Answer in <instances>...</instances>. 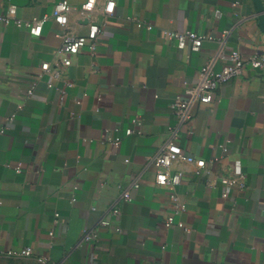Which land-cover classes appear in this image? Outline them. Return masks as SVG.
Returning a JSON list of instances; mask_svg holds the SVG:
<instances>
[{
	"label": "crops",
	"instance_id": "1",
	"mask_svg": "<svg viewBox=\"0 0 264 264\" xmlns=\"http://www.w3.org/2000/svg\"><path fill=\"white\" fill-rule=\"evenodd\" d=\"M58 1L0 0V13L27 20ZM105 2L85 17L70 12L68 29L83 33L86 17L102 20ZM259 15L254 0H115L95 54L81 49L56 79L37 73L42 61H59L62 27L49 19L33 36L0 22V257L30 247L34 256L24 258L42 264H264V70L246 68L220 86L215 102L192 108L178 143L205 167L170 166L182 173L174 191L184 208L174 219L184 228L164 225L170 189L155 182L151 163L175 123L172 97L198 79L219 38L226 33L227 52L264 49ZM187 29L212 39L192 51L163 36ZM133 118L140 125L129 134ZM236 165L245 184L223 191L218 177ZM121 188L130 201L119 198ZM84 227L98 238L79 244Z\"/></svg>",
	"mask_w": 264,
	"mask_h": 264
},
{
	"label": "built area",
	"instance_id": "2",
	"mask_svg": "<svg viewBox=\"0 0 264 264\" xmlns=\"http://www.w3.org/2000/svg\"><path fill=\"white\" fill-rule=\"evenodd\" d=\"M96 0H86L79 7L71 5L66 0L58 1L54 4L50 14L42 16H34L31 19L23 20L16 18L10 14L0 13V22L5 24L13 23L19 27H25L33 36L40 35L42 26L45 21L53 19L62 27L56 36L61 40L56 53L60 56L58 62L52 64L49 61L40 63V70L37 73V79L44 75H49L51 78H59L63 74V69L72 63V56L77 54L81 49L87 48L91 54H95L100 37L103 33V27L106 19L114 13L115 0H106L102 9V20L99 22L90 21L89 17L86 22V30L83 33H74L68 29L69 14L72 11H78L82 16H87L95 9ZM237 2L234 3L236 5ZM12 11V7L10 9ZM140 27L151 29L150 23L136 20ZM226 33L219 38L220 47L210 58L201 66L198 79L182 88L171 99L170 107L175 117V123L169 125L166 140L160 145L157 152L152 156L151 163L156 169L155 182L159 185L167 186L170 189L169 200L172 205V212L165 218L164 225L183 227V223L176 221L174 215L180 213L184 206L178 195L174 191L177 184L181 182L182 173L172 172L170 169L171 163L176 160L191 161L197 167H205V159L202 157H194L187 155L178 143L179 134L183 127H187L193 118L192 108L195 105L205 106L212 104L218 99L219 88L222 84L231 81L236 76L240 75L246 68L257 71L264 70V49L255 51L249 54H243L237 49H231L228 52L223 49V43ZM163 36L166 40L174 41L177 48H189L192 51H197L204 40L212 39L210 35L197 33L192 30L175 31L164 30ZM220 63V67L216 69V64ZM34 82L27 89L26 97L33 93ZM48 86H52V81H48ZM70 84V83H68ZM13 115L8 117L11 119ZM132 124L135 127H128L127 133L137 132L140 122L138 118L132 119ZM117 127H115V130ZM4 128L0 129L3 132ZM191 132V130H188ZM118 136L108 137L110 143H118ZM225 148L224 145H220ZM213 160H218V157ZM128 161V159H126ZM16 172L21 171V164L15 166ZM218 180L221 182L222 190L226 191L229 187H243L245 184V176L239 165L234 167L231 175H220ZM130 187L136 188L139 186V175H135L130 182ZM119 198L123 201H130L131 196L128 188H121ZM109 213L113 218H117L120 214V208L117 203L110 206ZM57 221V218L54 219ZM112 220L104 221L102 224H111ZM184 228V227H183ZM115 230L120 232L121 229L115 225ZM49 234H53L49 231ZM98 238V231L92 227H84L81 231L79 244H87ZM16 255L22 257H33V249L24 247L16 252ZM47 264L46 262H43Z\"/></svg>",
	"mask_w": 264,
	"mask_h": 264
},
{
	"label": "rangeland",
	"instance_id": "3",
	"mask_svg": "<svg viewBox=\"0 0 264 264\" xmlns=\"http://www.w3.org/2000/svg\"><path fill=\"white\" fill-rule=\"evenodd\" d=\"M0 264H42V263L16 255L9 257H0Z\"/></svg>",
	"mask_w": 264,
	"mask_h": 264
},
{
	"label": "water",
	"instance_id": "4",
	"mask_svg": "<svg viewBox=\"0 0 264 264\" xmlns=\"http://www.w3.org/2000/svg\"><path fill=\"white\" fill-rule=\"evenodd\" d=\"M256 4L257 11L260 13L259 18L261 23L264 25V5L262 0H254Z\"/></svg>",
	"mask_w": 264,
	"mask_h": 264
}]
</instances>
